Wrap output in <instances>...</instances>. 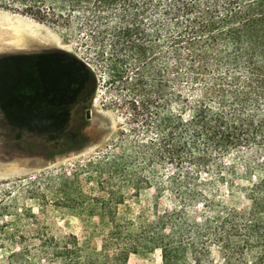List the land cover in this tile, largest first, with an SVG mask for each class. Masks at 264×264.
<instances>
[{"label":"trees","instance_id":"obj_1","mask_svg":"<svg viewBox=\"0 0 264 264\" xmlns=\"http://www.w3.org/2000/svg\"><path fill=\"white\" fill-rule=\"evenodd\" d=\"M157 2L166 21V56L174 58L186 75L180 78L188 84L167 94L165 107L160 111L155 107L152 115L134 96L130 101L134 119L141 117L152 134L139 144L144 159L164 166L155 192L170 193L178 208L160 213L155 207L154 220L134 230L130 223L128 231V224L112 222L101 249L92 251L75 236L34 241L6 235L7 230L0 228L5 233L0 248L17 245L15 258L22 260L33 248L37 259L43 256L50 264H125L131 253L158 251L160 264H264V0ZM147 7L137 0H0V9L56 25L67 24L73 13L88 9L101 25L104 14L119 10L123 23L118 33L129 37L132 45L143 31L139 17ZM128 13L131 18L126 22ZM196 41L202 46L198 51ZM53 53L48 56L55 59ZM61 61L68 72L80 69L93 77L75 56L65 53ZM14 63L13 72L7 71L0 83V102L12 121L24 104L30 108L46 99L31 96L29 101L23 95L32 88L27 76L28 71L33 76L32 62ZM208 66L211 76H196L198 68L206 71ZM68 100L73 102L74 96ZM222 187L225 195L217 193ZM196 205L212 215L190 217L186 206ZM9 227L18 229V224ZM212 247L219 254L217 260Z\"/></svg>","mask_w":264,"mask_h":264},{"label":"rangeland","instance_id":"obj_2","mask_svg":"<svg viewBox=\"0 0 264 264\" xmlns=\"http://www.w3.org/2000/svg\"><path fill=\"white\" fill-rule=\"evenodd\" d=\"M137 1H145L148 7L139 17L143 31L135 45L118 33L123 23L119 10L104 14L101 25L90 9L73 13L67 24L56 25L0 9V27L10 23L30 30L12 44L2 39L4 28H0V83L7 71L13 72L14 62H31L36 52L53 51L60 61L63 54H70L93 73L92 77L80 69L63 71L72 92L64 98L80 100L74 111L34 113L26 103L12 121L0 102V228L7 230L6 235L34 241L75 236L85 249L100 250L112 222L128 224V231L130 223L134 230L154 220L155 207L160 213L178 208L170 193L155 192L164 166L144 159L139 144L152 134L141 117L134 119L130 100L134 96L152 115L155 107L159 111L165 107L167 94H176L188 81L180 78L186 75L174 58L166 56L161 4ZM130 18L128 13L123 19ZM218 25V20L213 22L216 30ZM200 47L196 41L194 48ZM212 74L211 66L196 70V76ZM25 92L24 96L33 98L31 88ZM217 193L225 195L226 189L219 188ZM186 212L192 218L212 215L200 205L186 206ZM7 223L18 224V229L3 225ZM3 246L0 264H50L43 256L37 259L33 248L19 260L14 256L17 245ZM211 252L217 260L216 248ZM125 264H160V255L158 251L131 253Z\"/></svg>","mask_w":264,"mask_h":264},{"label":"flooded vegetation","instance_id":"obj_3","mask_svg":"<svg viewBox=\"0 0 264 264\" xmlns=\"http://www.w3.org/2000/svg\"><path fill=\"white\" fill-rule=\"evenodd\" d=\"M50 53H52V51L36 52L31 58L33 73V76H30L32 86L31 96H41L46 97V99L38 103L36 102V104L32 105L30 108L40 109L46 112L74 111L76 107H80V105H78L80 104L79 98L76 100L74 96L71 105L69 100L64 98L69 93H72L69 92V76H63V71L68 68L60 59L49 57L48 54ZM55 71H60L61 76H57L58 72L55 73ZM81 103L83 107V100Z\"/></svg>","mask_w":264,"mask_h":264},{"label":"bare ground","instance_id":"obj_4","mask_svg":"<svg viewBox=\"0 0 264 264\" xmlns=\"http://www.w3.org/2000/svg\"><path fill=\"white\" fill-rule=\"evenodd\" d=\"M2 27L3 26H1L0 28H2ZM5 27H3L4 28L2 30L3 33L1 32L2 33V39L10 41V43H12V44L17 43L23 37H26V35H28V33L30 31L28 29V27H26L25 25L17 27V26L10 24V23H7ZM1 33H0V35H1ZM0 45H2V43Z\"/></svg>","mask_w":264,"mask_h":264}]
</instances>
